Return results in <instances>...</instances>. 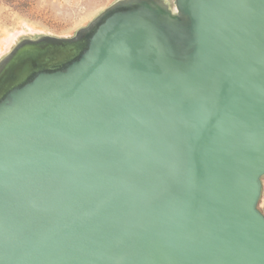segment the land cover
I'll return each instance as SVG.
<instances>
[{
	"label": "water",
	"instance_id": "1",
	"mask_svg": "<svg viewBox=\"0 0 264 264\" xmlns=\"http://www.w3.org/2000/svg\"><path fill=\"white\" fill-rule=\"evenodd\" d=\"M263 178L264 0H118L0 60V264H264Z\"/></svg>",
	"mask_w": 264,
	"mask_h": 264
},
{
	"label": "rangeland",
	"instance_id": "2",
	"mask_svg": "<svg viewBox=\"0 0 264 264\" xmlns=\"http://www.w3.org/2000/svg\"><path fill=\"white\" fill-rule=\"evenodd\" d=\"M118 0H0V59L25 37L71 38ZM259 208L264 214V178Z\"/></svg>",
	"mask_w": 264,
	"mask_h": 264
},
{
	"label": "flooded vegetation",
	"instance_id": "3",
	"mask_svg": "<svg viewBox=\"0 0 264 264\" xmlns=\"http://www.w3.org/2000/svg\"><path fill=\"white\" fill-rule=\"evenodd\" d=\"M169 1H173V0H169ZM37 38H38V37H34V38H33V37H25V38H22V39H20V40L14 45V47H15L20 41H22V40H24V39H32V40H35V39H37ZM14 47H13V48H14ZM13 48H12V49H13ZM12 49H11V50H12ZM11 50H10L8 53H10ZM76 50H77V47H71V48L67 47L65 50L62 49V48H60V49H58V51H53V53L58 52V53H62V54H63L64 52H66L67 54L71 55V54H73V51H76ZM8 53H7V54H8ZM7 54H6V55H7ZM6 55H4V57H5ZM4 57H2V58H4ZM2 58H1V59H2ZM1 59H0V60H1ZM46 59H47V58H46ZM49 62H50L49 60H45L44 63L47 64V65H49Z\"/></svg>",
	"mask_w": 264,
	"mask_h": 264
},
{
	"label": "trees",
	"instance_id": "4",
	"mask_svg": "<svg viewBox=\"0 0 264 264\" xmlns=\"http://www.w3.org/2000/svg\"><path fill=\"white\" fill-rule=\"evenodd\" d=\"M69 48H71V47H69Z\"/></svg>",
	"mask_w": 264,
	"mask_h": 264
}]
</instances>
